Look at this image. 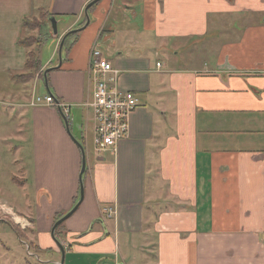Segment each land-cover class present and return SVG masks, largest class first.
<instances>
[{"label": "crops", "instance_id": "0c3cea01", "mask_svg": "<svg viewBox=\"0 0 264 264\" xmlns=\"http://www.w3.org/2000/svg\"><path fill=\"white\" fill-rule=\"evenodd\" d=\"M90 1L0 0V217L50 255L62 256L51 231L80 199L82 155L59 109L30 105L40 77L14 78L34 47L19 41L25 18H62L52 66ZM92 11L49 73L87 159L83 200L58 231L66 263L264 264V0H101ZM95 47L140 101L116 153H98L94 131L90 152L84 137Z\"/></svg>", "mask_w": 264, "mask_h": 264}, {"label": "built area", "instance_id": "2783aa9c", "mask_svg": "<svg viewBox=\"0 0 264 264\" xmlns=\"http://www.w3.org/2000/svg\"><path fill=\"white\" fill-rule=\"evenodd\" d=\"M90 74L92 97L85 105L93 112L95 149L98 153L106 150L116 153L120 141L128 136L130 115L140 105L139 97L134 91L120 87V70L96 47L91 53ZM30 105L61 109L67 118L70 115V105L56 101L49 93L35 96ZM107 210L109 215L114 213L112 208Z\"/></svg>", "mask_w": 264, "mask_h": 264}, {"label": "rangeland", "instance_id": "374dc122", "mask_svg": "<svg viewBox=\"0 0 264 264\" xmlns=\"http://www.w3.org/2000/svg\"><path fill=\"white\" fill-rule=\"evenodd\" d=\"M91 11H92V9H91ZM132 11L138 12L137 7ZM41 14H42V11H39L35 15L33 14L29 17L30 19H34L32 23L34 24L35 27H37V26L39 27L41 25V23H39V21H41V19H44L43 18L44 15L43 14L41 15ZM231 17L233 18V16H231ZM61 20H62V18H60V17L57 18L58 23ZM226 23L228 26L225 24L224 29L227 27L228 30L230 28L231 29L235 28V26L237 24L234 20H231V21L226 20ZM61 30H62V26L60 23V24H58V35L61 34ZM217 32L218 31L216 29H214V28L211 29V33H213L211 35H215V34H217ZM80 33H82V30L79 32L77 31L75 33H72L71 35H69L66 38V40H65L66 43H64L63 52H62L63 60L66 59L67 50L69 48V43H70L71 39L78 37V35H80ZM58 35L54 34L52 23L50 20H48V21H45L44 24H42V26H40L39 28L25 30L23 37H31L32 40H30V42L37 41L41 38L42 43L39 46L38 50H39L40 59L43 63V61L47 60L51 56L53 57V52H54V49L56 48L54 43L57 41ZM69 37H71V38H69ZM73 41L74 40H72V42ZM33 46H34L33 50H36L38 47L37 45H33ZM106 46L107 45H105V48L103 51L106 50ZM29 48H31V47H29ZM194 49H197V48H194ZM181 50H182L181 52H179V50H178L179 55H184L186 53L189 54V51H190V49L189 50L181 49ZM191 50H193V49H191ZM162 58L165 59L164 56H162ZM211 62L214 63L215 60H212ZM56 64H59L58 47L56 50V56L54 58L52 66H55ZM52 66H50V67H52ZM57 70H59V68L51 70L50 74L53 72H56ZM50 74L48 75V82L50 83L49 88L51 90H54L53 86H51ZM32 91L33 90L31 89V93H32ZM47 93H48V89L46 87L45 80H44V78H40V80L36 86L35 95L36 96H45V94H47ZM88 117H91V111L90 110H89V116ZM87 121H88V119H87ZM89 125L85 127V129L87 130V133L85 134L84 137L86 138V141H87L86 147L88 148V151L93 152V146H92L93 124H91V122L89 121ZM76 138L85 147V141L83 139H79L77 136H76ZM9 170L11 172L16 171V169H14L13 164ZM32 207H35V203L33 200H32ZM16 231L17 230L15 228L11 227V225L9 224L7 219H4V217H0V264H9V262H14L16 264H57V262L62 259L61 254H59L58 252L50 255V254H45L42 250L36 249L35 247L30 248V246H29L30 238H28V240H27L25 233L20 231V233H22V237H21ZM26 233H27V235H29L30 232L27 231ZM57 237L58 236H56V238ZM55 242H56V240H55ZM64 264H69L68 262L66 263V255H65Z\"/></svg>", "mask_w": 264, "mask_h": 264}, {"label": "water", "instance_id": "95a60500", "mask_svg": "<svg viewBox=\"0 0 264 264\" xmlns=\"http://www.w3.org/2000/svg\"><path fill=\"white\" fill-rule=\"evenodd\" d=\"M101 0H91L85 7L84 11H85V15H86V18H87V21L86 23L79 27V28H75V29H71L69 30L67 33H65L62 38H61V41H60V45H59V64L55 65V66H52V67H48L45 69L44 71V80H45V83H46V87L48 89V91H50V88H49V82H48V75L49 73L51 72V70L53 69H57V68H60L61 65H62V62H63V57H62V52H63V47H64V43H65V40L66 38L72 34V33H75L77 31H80V30H83L85 29L90 21H91V17H90V13H89V9L94 5L96 4L97 2H99ZM52 23V26H53V30H54V34L55 35H58V22H57V18L55 16H52L50 19H49ZM64 121H65V126H66V129L67 131L69 132V134L71 135L72 139L74 140V142L77 144V146L79 147L80 151H81V155H82V166H81V170H80V199L78 200V202L74 205V207L68 212L66 213L64 216L60 217L54 224L53 228H52V236L53 238L56 240L58 246L60 247L61 249V253H62V259L61 261H58L57 264H64L65 262V248L64 246L62 245L61 241L59 239L56 238V230L57 228L65 221L67 220L79 207V205L81 204L82 200H83V197H84V172L86 171V166H87V159H86V150H85V147L84 145L76 138V136L72 133L71 131V128H70V125H69V120L67 118V116L64 114V112L59 109ZM29 252V251H28Z\"/></svg>", "mask_w": 264, "mask_h": 264}, {"label": "trees", "instance_id": "16d2710c", "mask_svg": "<svg viewBox=\"0 0 264 264\" xmlns=\"http://www.w3.org/2000/svg\"><path fill=\"white\" fill-rule=\"evenodd\" d=\"M98 3L99 2L94 4L90 8V10L93 7H95ZM42 14L44 15L43 16L44 19H41V21H39V23H41L40 26H42V24H44L45 21H48L52 16H55V17L57 16V15L50 14L48 11H45V10H42ZM33 20L34 19H30L28 17L24 19L23 26H24L25 30H27V29H36V28L40 27V26L39 27L38 26L35 27L34 24L32 23ZM85 22H86V20H85ZM30 40H32L31 37H22L20 39V41H19L20 44L25 46V47H29V46H33V45H37L38 47H37L36 50L31 49L28 52L27 59H26V65H25L26 66V71H25V73L15 74L14 78L16 80L31 79V78H34L36 75H38L40 78H44V71H45L46 68H43V63H42V61L40 59L39 50H38L39 46L42 43V40H41V38L39 40H37V41H34V42L33 41L30 42ZM49 92H51V91H49ZM62 216H63V214L60 215V217H62ZM60 227H61V225L56 230V236H58V231H59ZM16 230H17L16 232L22 237V233H20L21 230L18 229V228Z\"/></svg>", "mask_w": 264, "mask_h": 264}, {"label": "flooded vegetation", "instance_id": "af4514ba", "mask_svg": "<svg viewBox=\"0 0 264 264\" xmlns=\"http://www.w3.org/2000/svg\"><path fill=\"white\" fill-rule=\"evenodd\" d=\"M86 21H87V20H86ZM85 23H86V22H85ZM85 23H84V24H85Z\"/></svg>", "mask_w": 264, "mask_h": 264}, {"label": "bare ground", "instance_id": "6f19581e", "mask_svg": "<svg viewBox=\"0 0 264 264\" xmlns=\"http://www.w3.org/2000/svg\"><path fill=\"white\" fill-rule=\"evenodd\" d=\"M46 95V94H45Z\"/></svg>", "mask_w": 264, "mask_h": 264}]
</instances>
